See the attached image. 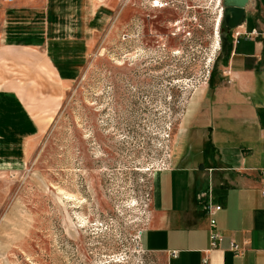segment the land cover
<instances>
[{"label":"rangeland","instance_id":"obj_1","mask_svg":"<svg viewBox=\"0 0 264 264\" xmlns=\"http://www.w3.org/2000/svg\"><path fill=\"white\" fill-rule=\"evenodd\" d=\"M6 1L0 85L27 112L9 101L1 114L0 264H169L141 233L157 176L212 157L192 147L188 121L225 75L220 4ZM57 63L74 80H56Z\"/></svg>","mask_w":264,"mask_h":264},{"label":"crops","instance_id":"obj_2","mask_svg":"<svg viewBox=\"0 0 264 264\" xmlns=\"http://www.w3.org/2000/svg\"><path fill=\"white\" fill-rule=\"evenodd\" d=\"M245 15L240 27L224 34V77L191 101V145L209 148L212 157L197 167L183 160L155 180L152 219L142 245L166 256L169 264H205V259L207 264H264V181L258 174L264 169V0H249ZM54 71L60 83L75 78L73 64L57 63ZM9 101L11 108L17 102L27 112L16 91L0 85V131L10 129L12 118L1 115ZM210 202L222 207L215 220L224 240L215 250ZM232 242L243 254L231 251Z\"/></svg>","mask_w":264,"mask_h":264},{"label":"built area","instance_id":"obj_3","mask_svg":"<svg viewBox=\"0 0 264 264\" xmlns=\"http://www.w3.org/2000/svg\"><path fill=\"white\" fill-rule=\"evenodd\" d=\"M8 3H14L16 0H7ZM157 2V1H156ZM220 7H221V20L219 23V26H221L223 17H224V7H223V0H221L220 3ZM235 36H239V33H235ZM249 36H253V34L249 35ZM2 42V39L0 38V43ZM259 177L261 178V180L264 181V169L258 171ZM263 195H264V191H263ZM222 210L221 206L218 205H214L212 202L209 203V205L207 206V215L210 218V245H211V249L215 250L217 248H219L220 244L223 242L224 237L222 236V234L217 230V223L215 220V216L216 214ZM142 236V233H141ZM230 249L232 252H234L236 255H241L243 254V250L240 249L238 247V245L235 242H232L230 245ZM171 256L173 258L177 257V253L173 252L171 253ZM208 260L205 259L204 263L207 264Z\"/></svg>","mask_w":264,"mask_h":264},{"label":"water","instance_id":"obj_4","mask_svg":"<svg viewBox=\"0 0 264 264\" xmlns=\"http://www.w3.org/2000/svg\"><path fill=\"white\" fill-rule=\"evenodd\" d=\"M249 0H223L224 22L229 31L240 27L245 19Z\"/></svg>","mask_w":264,"mask_h":264},{"label":"trees","instance_id":"obj_5","mask_svg":"<svg viewBox=\"0 0 264 264\" xmlns=\"http://www.w3.org/2000/svg\"><path fill=\"white\" fill-rule=\"evenodd\" d=\"M226 34V33H229V35H231V31H229L225 25V22H224V19H223V22H222V33L221 34Z\"/></svg>","mask_w":264,"mask_h":264},{"label":"bare ground","instance_id":"obj_6","mask_svg":"<svg viewBox=\"0 0 264 264\" xmlns=\"http://www.w3.org/2000/svg\"><path fill=\"white\" fill-rule=\"evenodd\" d=\"M217 2L220 4L221 3V0H217Z\"/></svg>","mask_w":264,"mask_h":264}]
</instances>
